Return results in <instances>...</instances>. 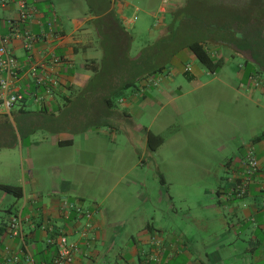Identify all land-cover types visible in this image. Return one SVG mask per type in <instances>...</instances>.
<instances>
[{"label":"crops","instance_id":"0c3cea01","mask_svg":"<svg viewBox=\"0 0 264 264\" xmlns=\"http://www.w3.org/2000/svg\"><path fill=\"white\" fill-rule=\"evenodd\" d=\"M71 1L73 9L80 6ZM165 1L168 4L166 11H162L163 6L159 9L164 15H173L189 4V0ZM218 1L225 2V15L231 17L224 20L228 23L229 32L245 29V13L241 12L244 9L247 17L259 19L261 43H254L246 55L244 53L245 64L252 66L247 75L240 76L241 85L236 87V91L245 87V98L251 101L255 98L260 113L264 114V99L257 98L264 96V0ZM21 2H26L31 18H20ZM55 2L8 0L6 6H0V36L12 37L8 48L17 62L13 90L24 97L10 113L0 114V184L18 186L23 190V197L19 199L22 200L20 210H6L0 203V212H7L0 219V264H13L9 261L12 257L19 259L18 264L51 263L56 247L48 240L59 229L70 241L78 244L73 264H264V174L259 172L254 176L247 193L239 196L245 175V156L229 159L227 177L217 176L218 199L210 208L221 216L224 232L208 240L202 239L199 246L184 233L179 234L176 244L172 236H162V231L151 223H146L135 236L129 227L132 221H124L115 213L118 207L105 208L97 198L91 205H84L85 195L77 188L80 186L78 175L85 173L87 178L94 170L95 162L101 159V150L104 152V141L108 135L104 129L106 126L112 135L111 143L118 131L127 127L128 121L124 119L134 110L139 92L130 91L129 101H126L128 110H115L110 117L113 121L107 122L102 117L97 125L91 124V106L97 112L104 113L105 110L103 102L94 104L100 88L93 84V65L100 64L103 58L95 22L110 12L127 28L135 22L125 15L131 6L127 0H88L87 7L82 6V14L78 16L71 13L60 15ZM215 27L218 28L217 25L212 26ZM27 31L38 36L32 49L25 47L24 34ZM166 31L168 28H163L162 34L165 35ZM217 39L215 42L202 40V43L208 49L210 45H228L235 53L238 52L235 43L229 41V44H224ZM34 68L37 76L32 74ZM6 75L0 69V80ZM38 78H43V82ZM149 78L142 80V84L148 83ZM51 80L56 85L48 95L45 83L50 85ZM258 126V129L252 128L254 133L247 137L244 148H254L264 164V121ZM260 136L262 138L255 141ZM68 141L71 144H61ZM40 149L41 154L38 155L37 150ZM67 151H74L75 155L69 163L64 157ZM51 152L63 155L65 164H55ZM76 162H81L85 168H76L80 164ZM73 174L72 178L70 175ZM223 182L226 183L225 188ZM2 192L1 200L10 195ZM71 193L77 195L68 196ZM237 199L242 201L237 202ZM65 202L90 211L92 220L89 222L77 211L65 208ZM14 217L22 219L23 237L9 233L8 224ZM229 219H235L237 224L229 223ZM88 223L91 229L87 237L82 238ZM238 240L246 243L242 251L235 248L234 242ZM227 247L235 248L234 254L224 260L221 251Z\"/></svg>","mask_w":264,"mask_h":264},{"label":"rangeland","instance_id":"374dc122","mask_svg":"<svg viewBox=\"0 0 264 264\" xmlns=\"http://www.w3.org/2000/svg\"><path fill=\"white\" fill-rule=\"evenodd\" d=\"M127 1L131 6L125 15L135 22L126 27L132 36L130 55L138 56L145 49L153 61L148 68L164 70L153 73L148 83L138 82L137 87L113 99L115 110L125 111L130 91H139L134 110L128 111L130 116L124 119L127 127L118 131L112 143L109 127L104 128L108 135L102 157L87 178L85 173L78 175L77 188L85 195V206L97 198L105 208L118 207L115 213L124 221H132L129 227L135 236L146 223H151L162 231V236H172L176 244L179 234L184 233L199 246L202 239L224 232L221 216L210 208L218 199L217 176L227 177L229 159L246 155L247 137L254 133L252 128L258 129L264 121L255 98L254 102L245 98V87L236 91L241 85L240 76L247 75L252 66L247 67L242 57L254 43H261L259 19L247 17L242 10L245 29L234 33L228 31V23H223V27V20H219L222 13L226 14L222 1L189 0L184 9L173 15L159 12L164 0ZM74 2L80 6L73 9V1L56 0L57 12L64 16L82 14V6L87 7L88 0ZM165 27L168 31L163 35ZM208 39L224 44L231 41L238 47L235 53L228 45H210L211 55L217 53L213 57L224 61L216 73H210L187 47L193 41ZM186 69H190L192 79L184 75ZM260 97L264 99L262 95L257 98ZM106 120L113 121L110 117ZM148 130L164 139L155 152L146 145L144 133ZM41 150H37L38 155ZM50 154L55 164H65L63 155ZM64 154L66 163L75 158L74 151ZM76 163L81 164L76 168H85L81 162ZM70 176L73 178L74 174ZM222 186L225 188L226 183ZM71 195L77 194L68 196ZM7 196L0 198L3 208L12 212L22 208V200ZM6 215L5 210L0 212V219ZM228 222L237 224L235 219ZM234 245L242 251L246 243L238 240ZM235 248L221 251L222 258H229Z\"/></svg>","mask_w":264,"mask_h":264},{"label":"trees","instance_id":"16d2710c","mask_svg":"<svg viewBox=\"0 0 264 264\" xmlns=\"http://www.w3.org/2000/svg\"><path fill=\"white\" fill-rule=\"evenodd\" d=\"M219 18V20H223L222 24L226 23L224 20L231 19L230 16L228 18L223 13ZM95 23L101 41L103 58L100 64L93 65V72H95L93 84L98 85L100 88V92L94 97V104L96 105L97 102L105 104L104 113L103 111L97 112L91 106L89 120L91 124L95 123L97 125L96 123L100 122L102 117H112L115 114L113 100L115 97L129 88L137 87L138 82L152 77L153 73H162L164 67H151L149 69L148 66H151L153 61L145 53V49L138 56L132 57L130 55L132 36L123 22L113 12L108 13ZM187 47L210 73H216L223 67V59L214 58L208 48L202 43V40L193 41ZM184 75L190 79L193 78L188 69L184 71ZM48 86L50 85L45 84V88ZM98 87L95 86L96 89ZM261 138L262 136L256 138L255 141ZM163 142L164 139L160 135H156L150 131L147 133V145L151 151L155 152ZM61 144L69 145L71 142H61ZM0 190L13 195L17 199L23 197V190L18 186L0 184Z\"/></svg>","mask_w":264,"mask_h":264},{"label":"built area","instance_id":"2783aa9c","mask_svg":"<svg viewBox=\"0 0 264 264\" xmlns=\"http://www.w3.org/2000/svg\"><path fill=\"white\" fill-rule=\"evenodd\" d=\"M8 3V0H0V6L4 7ZM167 1H165V4ZM22 20H26L32 17V13L27 8L26 2L20 3ZM162 11H166V5L162 7ZM20 37V34H16ZM25 36V47L27 49H32L33 43L38 40L37 35H33L31 32L27 31ZM11 36H0V69L6 72V76L2 77L0 80V114L10 113L12 109L20 102L24 100L23 95L16 93L13 90L14 79L17 76L16 67L17 62L13 57L11 51L8 48V44L11 41ZM190 70V69H188ZM33 76H37L36 69H32ZM39 82H43V78H38ZM46 84V83H45ZM56 85L55 81H50V86L46 87V92L48 95L52 92V87ZM245 163V175L240 185L239 196H243L247 193L248 187L252 178L256 176L259 172L264 174V164L258 159L256 151L251 146L247 148V152L244 158ZM65 208H70V210H76L79 214H82L89 222L93 218V214L90 211H85L81 206H75L64 203ZM21 217H14L10 220L8 224L9 232L14 237H23V227H22ZM91 229L90 223L86 225L85 230L82 232V238H86ZM48 243L56 247V255L51 264H73L76 254L79 250L78 244L69 240L67 235L63 230H56L54 234L49 238ZM10 263L18 264L19 259L17 257H12ZM46 264V263H43Z\"/></svg>","mask_w":264,"mask_h":264}]
</instances>
